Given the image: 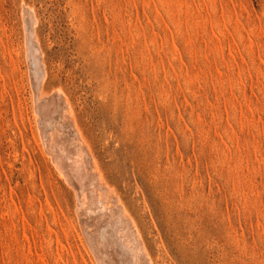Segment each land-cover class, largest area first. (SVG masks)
Returning <instances> with one entry per match:
<instances>
[{
  "label": "rangeland",
  "instance_id": "1",
  "mask_svg": "<svg viewBox=\"0 0 264 264\" xmlns=\"http://www.w3.org/2000/svg\"><path fill=\"white\" fill-rule=\"evenodd\" d=\"M24 6L43 95L68 99L141 254L264 264V0H0V264H94L74 191L36 141ZM113 218L81 222L99 264L107 240L124 248Z\"/></svg>",
  "mask_w": 264,
  "mask_h": 264
},
{
  "label": "bare ground",
  "instance_id": "2",
  "mask_svg": "<svg viewBox=\"0 0 264 264\" xmlns=\"http://www.w3.org/2000/svg\"><path fill=\"white\" fill-rule=\"evenodd\" d=\"M22 14L25 32L26 59L28 60L30 75L29 78L31 79L30 85L34 100L33 109L35 114V134L36 141L40 144L41 152L46 157L48 162H50L51 159V162L54 163V165H52L51 163L50 164L56 171L57 176L61 173L60 176H62L67 184L73 189L75 195V210L77 212L78 222L80 220L81 222H83L84 219L85 223L89 226H93L95 230L96 228H99V224L102 225L100 223L102 218V222H105L108 217H110V219L111 217H114L113 220L117 223L118 226L114 225L116 223L112 224L110 222L111 220L108 219L110 220L108 221L109 224L116 226L114 227L116 228V235H113L114 237H116L114 242H122L124 248L117 247L116 245L110 243L109 240H107V243H104L105 241L101 239L102 243H104L105 246V248L104 246L103 248L104 254L106 255V262H108V264H146L147 262L144 263V261H147L149 259L148 264H153L150 255L148 258V253L147 255L144 254L146 253V248L142 247V249L144 248L145 252L141 254L143 250L141 251V247H138L141 241L139 242V244L137 242V239V243L134 242L136 237L135 235L137 234L138 237L141 235L139 234L137 225L120 199L114 196L116 195L114 190L104 180L100 170L96 165L88 144L86 143L82 132L76 122L68 99L59 89L52 90L54 92H52L51 94L46 93L43 95V86L47 79V70L45 68L42 51L34 31L33 12L29 7L24 6ZM50 124L53 125V127H51L53 129L52 131H50ZM65 127H67L68 129H66ZM64 128L65 130H67V133L64 131ZM48 131H50L49 134L54 132L52 133L53 135H47ZM106 188H108V190H112V193L114 194L112 195L117 198H114L113 201L115 203H113V205H109L110 200L108 199L109 197L106 196L108 195L106 194ZM113 212L115 213L112 214ZM81 222H79V230L82 233L81 237L84 238L86 243L87 241L89 242V244L87 243V248L92 254L90 255L91 258L93 257L92 260L94 264H99L100 259L104 260L105 258L98 257V250H96L95 246L96 244L93 243L94 241L92 242L91 239V237L93 238V236L90 235V239L88 238V233L90 232L84 229L88 226L84 224L85 227L81 229V227L83 226L81 225ZM104 224L106 225V223ZM117 228H119V232H117ZM99 229L97 231L98 237L99 233L101 234V232L103 231L100 230V232ZM133 230L135 231V235L133 233ZM106 235L107 234H105V236ZM96 237L97 235L95 236V242L97 241ZM130 240H132L134 247L130 246V244H132L130 243ZM136 244L140 250L136 248ZM141 246H143L142 243ZM101 249L102 248H100V250ZM143 255L144 257L146 255L147 259L145 258L144 260L143 258H140L143 257ZM135 257H139V259H143L144 261L142 260L140 262L137 259L138 261L136 262Z\"/></svg>",
  "mask_w": 264,
  "mask_h": 264
}]
</instances>
